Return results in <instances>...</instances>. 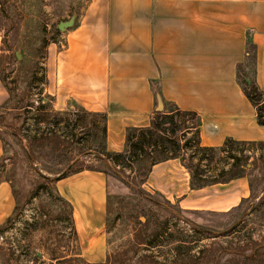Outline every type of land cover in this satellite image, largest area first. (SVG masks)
Instances as JSON below:
<instances>
[{"label":"crops","instance_id":"crops-1","mask_svg":"<svg viewBox=\"0 0 264 264\" xmlns=\"http://www.w3.org/2000/svg\"><path fill=\"white\" fill-rule=\"evenodd\" d=\"M64 38L61 47L48 48L43 94L58 113L106 114L107 152L125 150L129 128L151 125L158 97L165 112L171 106L200 117L203 147L218 149L228 139L264 142L256 107L239 82V68L254 57L250 80L264 99V0H87ZM1 45L0 39V53ZM8 100L0 77V107ZM3 155L0 138V161ZM108 181L96 169L55 178L70 205L72 257L85 264L109 257ZM145 187L199 218L235 214L253 196L246 173L193 188L181 159L152 166ZM16 208L13 187L1 178L0 227Z\"/></svg>","mask_w":264,"mask_h":264},{"label":"rangeland","instance_id":"rangeland-1","mask_svg":"<svg viewBox=\"0 0 264 264\" xmlns=\"http://www.w3.org/2000/svg\"><path fill=\"white\" fill-rule=\"evenodd\" d=\"M86 2L0 0V77L9 93L0 107V179L10 181L18 206L13 219L0 228V264H85L72 257L76 246L70 207L54 187L57 176L84 169L100 170L109 180L106 264H264L263 142L249 149L250 168L223 177L248 174L251 199L235 214L199 218L182 214L145 187L151 162L164 156L143 153L123 166H111L103 158L100 119L90 117L79 126L72 115L66 128L65 122L59 123L66 116L57 115L50 103L40 109L50 101L43 94L48 48L65 44L69 29L60 32L58 25L75 16V26ZM247 65L242 72L251 79ZM239 82L243 88L240 77ZM241 148L235 146L234 153L240 155ZM211 158L207 181L217 179L229 163L220 151Z\"/></svg>","mask_w":264,"mask_h":264},{"label":"trees","instance_id":"trees-1","mask_svg":"<svg viewBox=\"0 0 264 264\" xmlns=\"http://www.w3.org/2000/svg\"><path fill=\"white\" fill-rule=\"evenodd\" d=\"M253 60L254 57L250 58L247 61V68L253 69ZM239 77L243 79L244 87L243 91L251 103L256 107L257 111V122L260 126L264 127V99L261 92L258 90L256 85L251 82V85L248 86L245 82L247 74L242 72V67L239 68ZM2 79V78H1ZM3 80V79H2ZM4 82V81H3ZM47 105H40L41 110H45ZM66 116L65 119L60 120L59 123L65 122L66 128L69 127L70 116L76 117V125L80 126L85 124L87 118L95 117L100 119L103 123V134L106 137V120L107 115L103 113L91 114L83 112L82 114L77 113H56ZM200 117L190 111H183L178 108H173L168 112H155L151 120V125L147 128H129L127 130L126 137V148L121 153H110L106 151L105 148V160L107 164L111 166L120 167L125 164L126 161L130 162V159L135 157L138 154H160L164 156L161 160H153L151 162V167L159 162H163L169 159H181L183 165L189 170L191 174V185L193 188H202L205 185L224 182L228 179L223 177L229 172H233L235 169H243L244 166L249 162L250 155H248L255 144L257 143H242L237 142L231 139L226 140L225 144L221 148H209L203 147L200 140ZM191 135V137H187ZM264 144V142L262 143ZM235 146L241 148L240 155L234 153ZM215 151H220L223 154H227V165L230 164V169L226 170L225 167H222L218 173V178L212 181H207L205 179V168L208 166L210 159H212V154ZM247 153V154H246ZM242 154V155H241ZM188 157L191 163H187L184 157ZM243 163V164H242ZM242 164V165H241ZM226 165V166H227ZM62 174L61 176H64ZM243 174H236L230 178L240 176ZM16 197V196H15ZM60 199L68 204L69 203ZM18 211V206L15 210V215ZM71 212V210H70ZM13 217H11L7 223H9ZM70 221L72 225V231L74 235L73 220L70 214ZM6 223V224H7ZM2 227V226H1ZM0 227V228H1Z\"/></svg>","mask_w":264,"mask_h":264},{"label":"water","instance_id":"water-1","mask_svg":"<svg viewBox=\"0 0 264 264\" xmlns=\"http://www.w3.org/2000/svg\"><path fill=\"white\" fill-rule=\"evenodd\" d=\"M74 23H75V16H73L69 21L61 22L58 25V30L60 32H64L65 30L72 28L74 26ZM244 80H245L247 85H249V86L251 85V80L250 79L245 78ZM156 111L157 112H162L163 111V101H162L161 97H158V105H157Z\"/></svg>","mask_w":264,"mask_h":264}]
</instances>
